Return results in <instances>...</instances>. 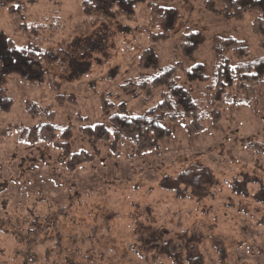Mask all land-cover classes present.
I'll use <instances>...</instances> for the list:
<instances>
[{
  "label": "rangeland",
  "instance_id": "obj_1",
  "mask_svg": "<svg viewBox=\"0 0 264 264\" xmlns=\"http://www.w3.org/2000/svg\"><path fill=\"white\" fill-rule=\"evenodd\" d=\"M84 1L0 0V31L16 47L27 38L17 30L9 5L20 7L27 25L51 23L57 16L62 28L45 48L52 52L62 47L73 57L68 71L56 61L39 82L7 76L12 103L9 111L0 112V128L8 123L29 127L50 110L55 122L69 127L70 141L65 152L42 141L18 142L17 132L0 139V264H192L187 260L192 255L201 256L202 264H264L261 95L248 104L222 108L218 120H207L192 135L182 123L165 122L173 128L171 135L140 155L130 143L112 145L111 139L97 142L95 151L81 131L107 123L103 99L112 103L110 112H119L123 104L126 112L136 114L159 100L160 91L144 103L121 90L139 74L138 56L149 46L161 67L200 62L210 76L214 36L245 40L250 57L264 55L260 37L251 32L255 13L227 19L219 0L169 3L178 11L177 24L169 38L152 43L149 35L163 25L150 23L146 3L132 18H111L84 36L70 33L86 17ZM188 28L202 37L192 59H184L179 48ZM48 33L42 29L44 36ZM69 33V44L59 45ZM26 101L39 105L42 116L33 120ZM81 149L93 153V159L69 170L70 154ZM92 228L99 241L86 252ZM183 229L192 252L181 247ZM169 234L181 252H161Z\"/></svg>",
  "mask_w": 264,
  "mask_h": 264
},
{
  "label": "trees",
  "instance_id": "obj_2",
  "mask_svg": "<svg viewBox=\"0 0 264 264\" xmlns=\"http://www.w3.org/2000/svg\"><path fill=\"white\" fill-rule=\"evenodd\" d=\"M186 0H85L84 10L86 17L81 24L70 33L87 35L98 24L111 18H132L137 7L146 3L150 16V23L163 25V30L149 35L152 43L166 40L170 31L177 24L178 11L169 3ZM222 5L221 13L227 19H241L247 12H254L251 23V32L260 37L259 47L264 49V0H219ZM209 9L216 11L210 4ZM20 7L9 5L8 11L20 32L24 33L27 41L21 47H16L13 41L5 37L0 31V112L9 111L12 99L8 94L7 76L17 75L20 80L39 82L43 79L47 68L56 61H60L63 71H68L67 63L72 56L62 47L55 51H47L46 43H53V35L62 28L58 17L51 23L27 25L24 16L19 12ZM48 30L47 37L42 34ZM70 33L61 39L59 45H68ZM202 41L198 31L186 29L180 38L179 48L184 59H192L196 49ZM212 75L205 73L203 63L196 62L185 67L183 61H176L172 65L161 67L153 46L145 48L138 56L140 72L137 76L121 85L125 94L138 97L142 102L152 100L156 91H160L159 100L143 114L129 113L124 105L119 104V112H110L112 103L103 99L102 110L107 115V123L86 125L81 131L95 144L101 141L112 140L113 143L126 141L134 147V152L140 155L158 146L159 142L171 135L172 127L163 123H182L187 134L192 135L204 129L207 120L216 121L221 115V109L228 105H244L255 101L259 95L264 98V55L249 56V47L245 40L233 36H214L212 38ZM77 57H82L77 55ZM51 86L57 87V82L51 79ZM57 100H63L57 95ZM26 110L31 118H37L43 110L34 102L25 103ZM44 112V111H43ZM42 116V115H41ZM44 120L27 127L22 124L8 123L0 128V139L13 136L17 132L18 142L32 144L42 141L65 152L69 149L70 130L66 125L57 123L52 118V112H44ZM93 153L84 149L70 154L66 162L69 170L78 165L91 161ZM63 158L60 157V160ZM96 228L86 237L89 252L93 249ZM162 234V231H161ZM187 230L180 233L184 252H192L187 240ZM178 240V237L176 238ZM174 239L170 236L161 244V252L177 251ZM176 240V241H177ZM58 244L60 239L57 240ZM186 241V242H185ZM185 242V243H184ZM178 244V246L180 245ZM157 244H153L152 248ZM185 249V250H184ZM77 249L72 252H76ZM80 251V250H79ZM78 251V252H79ZM68 252V251H67ZM192 264H202L201 256L188 259Z\"/></svg>",
  "mask_w": 264,
  "mask_h": 264
}]
</instances>
